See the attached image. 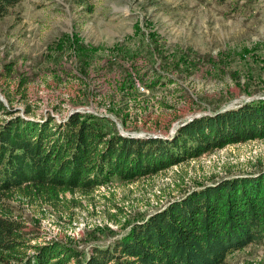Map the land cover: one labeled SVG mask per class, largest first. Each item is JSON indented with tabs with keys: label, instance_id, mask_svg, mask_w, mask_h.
Segmentation results:
<instances>
[{
	"label": "rangeland",
	"instance_id": "374dc122",
	"mask_svg": "<svg viewBox=\"0 0 264 264\" xmlns=\"http://www.w3.org/2000/svg\"><path fill=\"white\" fill-rule=\"evenodd\" d=\"M22 76L28 100L14 93ZM11 89L14 109L30 103L33 119L81 111L120 134L171 137L195 117L264 98V0H21L0 18V98L9 106ZM261 169L264 139L228 145L134 183L115 180L96 191V209L78 207L71 222L51 210L39 227L87 255L188 188ZM114 204L128 213L120 225L105 212ZM227 260L264 264V244Z\"/></svg>",
	"mask_w": 264,
	"mask_h": 264
},
{
	"label": "trees",
	"instance_id": "16d2710c",
	"mask_svg": "<svg viewBox=\"0 0 264 264\" xmlns=\"http://www.w3.org/2000/svg\"><path fill=\"white\" fill-rule=\"evenodd\" d=\"M20 1L0 0V18ZM5 72L11 79L13 67ZM26 83L22 76L14 91L24 100ZM4 94L11 105L0 98V264H229L231 252L264 244V169L188 188L87 255L39 227L51 210L71 222L78 207L96 209V191L115 180L134 183L228 145L264 139V98L195 117L173 136L156 137L111 131L102 117L81 111L62 121L33 119L30 103L19 113L12 89ZM111 206L105 210L111 222L127 220L120 205Z\"/></svg>",
	"mask_w": 264,
	"mask_h": 264
},
{
	"label": "built area",
	"instance_id": "2783aa9c",
	"mask_svg": "<svg viewBox=\"0 0 264 264\" xmlns=\"http://www.w3.org/2000/svg\"><path fill=\"white\" fill-rule=\"evenodd\" d=\"M174 131H176V130H174ZM132 135H134V136H145V135H135V134H132ZM174 135V134H173ZM154 136H161V135H154ZM172 136V135H171ZM161 137H166V136H164V135H162ZM168 137V136H167Z\"/></svg>",
	"mask_w": 264,
	"mask_h": 264
}]
</instances>
